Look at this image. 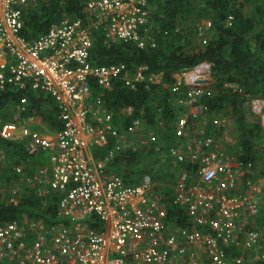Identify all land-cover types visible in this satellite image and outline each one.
<instances>
[{
	"label": "built area",
	"instance_id": "obj_1",
	"mask_svg": "<svg viewBox=\"0 0 264 264\" xmlns=\"http://www.w3.org/2000/svg\"><path fill=\"white\" fill-rule=\"evenodd\" d=\"M30 4L0 0V90L10 86L47 94L56 104L60 127L40 125L28 97L21 96L12 119L0 121V138L22 141L29 156L46 155L31 176L21 165L13 170L32 193H53L55 219L20 212L1 222L0 264H229V250L239 262L264 260V177L243 186L229 125L203 117L204 96L212 95V63L173 73L170 84L183 111L171 130L176 143L160 155L171 161L170 203L184 219L178 225L167 217L159 180L144 173L127 185L108 170L116 154L154 143L157 135L143 134V120L131 117L130 109L126 123L115 121L100 100L114 83L149 88L161 83V73L147 72L144 64L91 63L92 36L78 18L65 17L38 37L25 38L23 14ZM85 6L107 47L156 46L148 0H85ZM207 22L198 27L200 36ZM254 100L251 106L259 115L262 102ZM109 142L104 158L95 159L91 149ZM18 190H12L16 197Z\"/></svg>",
	"mask_w": 264,
	"mask_h": 264
},
{
	"label": "trees",
	"instance_id": "obj_2",
	"mask_svg": "<svg viewBox=\"0 0 264 264\" xmlns=\"http://www.w3.org/2000/svg\"><path fill=\"white\" fill-rule=\"evenodd\" d=\"M156 5L150 11L151 28L155 32L157 44L154 48L139 49L131 43L116 44L107 47L101 29L91 26V18L85 6V0H31L24 10L22 34L27 39H34L47 31L51 23L65 17L78 18L89 27L93 46L90 50V61L93 64L123 62L128 66L144 64L149 73H161V83L150 85L138 83L133 88L114 83L110 89L102 92V104L114 114L115 121L125 122L127 109L131 117L142 116L148 127L156 128L157 141L149 143L150 149L126 150L115 155L111 170L118 174L127 185L136 184L145 171L140 165L154 154V164L160 162L169 145L176 143L171 130L181 109L173 104L170 84L172 75L185 68H191L201 61L212 63L214 94L205 95L203 99V117L209 121L229 120L234 126L231 148L243 169V186L250 179L264 177V132L260 117L254 112L251 102L264 98V0H148ZM151 10V8H150ZM230 24H226L227 17ZM210 22L205 33L200 36L197 29L202 20ZM191 21V24L189 22ZM249 35L253 37V46ZM205 39V44L201 40ZM99 92L94 88V93ZM27 96L29 107L45 127L57 130L60 121L55 102L45 93L14 90L7 86L0 90V114L3 121L9 122L12 109L8 105ZM109 111V112H110ZM6 116V117H5ZM159 122L162 124L160 125ZM126 123V122H125ZM124 123V124H125ZM150 126V127H149ZM161 147H160V146ZM112 146L91 149L97 160L104 158ZM159 146L160 151H155ZM0 150L9 168L0 165L1 181H16L22 185L18 197L10 194L9 199L0 198V223L18 217L20 212L29 215H40L47 221L55 219L53 193L44 196L32 193L19 181V175L13 167L21 165L26 175H33L44 163L46 155L29 156L22 141H9L0 138ZM1 151V153H2ZM171 166V163H167ZM159 165H157L158 167ZM159 168V167H158ZM109 170V169H108ZM167 217L175 218L183 224L182 211L170 203V192L165 191ZM9 194V193H8ZM9 197V196H8ZM95 223L93 227H98ZM229 264H264V260L246 259L239 262L234 259L236 252L229 250ZM250 256V255H249Z\"/></svg>",
	"mask_w": 264,
	"mask_h": 264
},
{
	"label": "rangeland",
	"instance_id": "obj_3",
	"mask_svg": "<svg viewBox=\"0 0 264 264\" xmlns=\"http://www.w3.org/2000/svg\"><path fill=\"white\" fill-rule=\"evenodd\" d=\"M150 8H151V11L153 12V11H155L157 8H156V5H150ZM202 23H205V24H207L208 22L207 21H205V19H203L202 20ZM189 24H191V21L189 22ZM203 39H204V37H203ZM202 39V40H203ZM249 40H250V43H251V45L253 46V44H254V41H253V37L252 36H250L249 35ZM201 43H203V41H201ZM176 73V72H175ZM174 73V74H175ZM179 75H181L180 73H179ZM213 78V77H212ZM210 94H214V89H213V87L211 86L210 88ZM13 107H11V106H9L8 105V107H7V109H8V111L10 112V109H12ZM0 112H1V110H0ZM259 115L261 116V115H264V100L262 101V111H259ZM6 117V116H5ZM4 119V117H3V115L2 114H0V121H3V119ZM260 119H261V117H260ZM263 118L261 119V127H262V130H263V132H264V126H263ZM225 123L227 124V125H229V128H230V130H231V132H233V130H234V126L232 125V122L231 121H229V120H225ZM150 127V126H149ZM148 127H146V126H144V131L147 133L148 131H151V130H154V129H156V128H153V127H151V130L150 129H147ZM233 149L234 148H231V150L233 151ZM146 150H149V148L148 149H146ZM1 151L2 150H0V156L2 157V161L0 162V165H1V167L4 169V168H9V167H11L10 166V163H7V161L5 160L4 161V159H5V155H4V157H3V151H2V153H1ZM156 160V155H154V154H152L150 157H149V159L148 160H145V161H143L142 163H141V165H140V168H141V170L143 169V168H150L151 167V164H150V162H154ZM149 163V164H148ZM157 165H159L160 166V162L159 163H155L154 165H153V171H155L156 169H157ZM242 170H243V172H245L247 169H243L242 168ZM257 179H255V180H253V179H250V181H251V183L252 182H255ZM15 188H17V189H21L22 188V185L19 183V182H16V181H13V180H11V181H1L0 180V198H2V199H9L10 197H11V195L10 194H12V190L13 189H15ZM9 193V194H8ZM9 196V197H8Z\"/></svg>",
	"mask_w": 264,
	"mask_h": 264
},
{
	"label": "crops",
	"instance_id": "obj_4",
	"mask_svg": "<svg viewBox=\"0 0 264 264\" xmlns=\"http://www.w3.org/2000/svg\"><path fill=\"white\" fill-rule=\"evenodd\" d=\"M177 73V72H176ZM172 91L170 90V93H171ZM172 95H171V97L173 98V104L174 105H176V106H178L180 109H181V113H180V115L182 114V111H183V109H182V107L180 106V105H178L177 103H176V101H175V97H174V94L173 93H171ZM264 100V98H262V99H256V100H254V104H257V103H259V105H261V102ZM253 107H255V106H253ZM141 117V119L143 120V124H142V128H143V134H145V135H147L149 132H151V131H153V132H155L156 130L154 129V130H151V131H148L147 133L144 131V126H147V124H146V121H145V119H143V117L142 116H140ZM115 119V118H114ZM40 122V125H42V123H41V120H39ZM159 124L161 125L162 123L161 122H159ZM43 125H44V123H43ZM174 125V124H173ZM44 127H45V125H44ZM44 127H42V126H39V125H36L35 126V128L36 129H38L39 128V130H46ZM50 130V129H49ZM149 144H147V145H145V144H141V145H138V146H142L139 150H146V149H150V146H148ZM93 148H96V147H93ZM92 148V149H93ZM92 151V150H91ZM146 151H148V150H146ZM161 161H162V164L160 165V166H158L157 167V169L155 170V171H153V165H154V162L152 161V162H150V164H151V167L150 168H145V171H147L150 175H152L155 179H157V180H159V184L160 185H162L161 186V189L162 190H164V188H166V190L165 191H168V192H172V188H171V185H172V183H173V180H172V178H171V171H170V169H171V166L170 165H168L167 163H171V161L169 160L168 162L166 161V160H163V159H161ZM149 164V163H148ZM113 165V162L110 164V166H109V170L111 171V172H113L112 170H111V166ZM113 173H115V172H113ZM140 180V179H139ZM165 197H166V195L164 196V200H165ZM174 221L177 223V220L174 218ZM178 224V223H177ZM179 225V224H178Z\"/></svg>",
	"mask_w": 264,
	"mask_h": 264
},
{
	"label": "bare ground",
	"instance_id": "obj_5",
	"mask_svg": "<svg viewBox=\"0 0 264 264\" xmlns=\"http://www.w3.org/2000/svg\"><path fill=\"white\" fill-rule=\"evenodd\" d=\"M263 119H264V117H263ZM263 123H264V120H263Z\"/></svg>",
	"mask_w": 264,
	"mask_h": 264
},
{
	"label": "water",
	"instance_id": "obj_6",
	"mask_svg": "<svg viewBox=\"0 0 264 264\" xmlns=\"http://www.w3.org/2000/svg\"><path fill=\"white\" fill-rule=\"evenodd\" d=\"M197 81H200V80H197Z\"/></svg>",
	"mask_w": 264,
	"mask_h": 264
}]
</instances>
